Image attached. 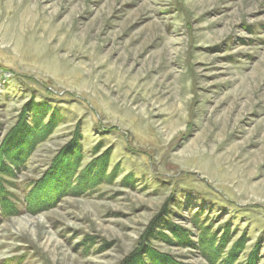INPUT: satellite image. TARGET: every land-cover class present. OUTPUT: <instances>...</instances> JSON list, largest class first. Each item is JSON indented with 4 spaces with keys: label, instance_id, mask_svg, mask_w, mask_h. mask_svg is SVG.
<instances>
[{
    "label": "rangeland",
    "instance_id": "1",
    "mask_svg": "<svg viewBox=\"0 0 264 264\" xmlns=\"http://www.w3.org/2000/svg\"><path fill=\"white\" fill-rule=\"evenodd\" d=\"M30 103L52 126L0 173V264H209L148 240L162 217L264 264V0H0V143Z\"/></svg>",
    "mask_w": 264,
    "mask_h": 264
},
{
    "label": "trees",
    "instance_id": "2",
    "mask_svg": "<svg viewBox=\"0 0 264 264\" xmlns=\"http://www.w3.org/2000/svg\"><path fill=\"white\" fill-rule=\"evenodd\" d=\"M26 109L29 115L27 114L20 115V117L23 120L24 119L26 120L24 122L17 123L15 129L8 135V137L4 141L0 143V173L2 172L3 174L8 176H12L13 171L15 170L18 171L19 168L23 165L26 157L41 141L42 138L41 136H44V130H45L44 128L46 126L49 127L52 126V123L48 121L44 128L41 127V124L44 121L47 112L49 111L46 108H44L43 105L39 107L30 103L27 105ZM53 116L50 118V120L53 118ZM31 117L33 123L29 125L28 120ZM73 150L74 151L78 150V148H76V146H73ZM60 156L55 158L54 164L52 163L56 167L53 168L54 169L53 172H55V170H57L58 168V166L56 165L59 162L58 160ZM75 156H71V160L67 159V161L65 162L66 163L65 166L63 164H61V167L59 166L61 168L60 170L61 173L58 176V178H61V181L59 182L62 183L63 180L66 179V182L69 187L71 186V182L73 181V177L75 176L74 174L75 170L76 168H78V165L81 161L79 159V156L78 157ZM55 162H57V164H55ZM97 167H99L98 164L96 165L95 168L97 169ZM95 168L93 170H89V172H87V174L84 175V178L82 180L81 178L83 176L80 179H77L78 176L75 177L77 181L74 183L75 188L73 190H81V191L88 190L90 188V180L101 179L103 168L100 167L101 168L100 170L98 168L97 172L94 171L96 170ZM41 181L42 180H40L38 183H40ZM61 183L58 184V188H60L59 190L62 191L63 187L61 186ZM75 194L78 195L81 193L79 192ZM49 198L50 197H44L41 199L33 198L31 207H42L41 210L39 209L40 212H42L45 210L44 208H46V204L49 202L48 200H51ZM8 206H6L5 203H3L1 207L4 210V208L6 209ZM194 223L196 225L198 224L196 219H194ZM196 228L197 230H199L200 234L198 235L196 241H194V239L192 241L190 235L187 236L189 233L188 230H187L188 232L186 231L184 233L183 230L177 228V226L174 225L169 219L162 217L156 222L155 228L152 229L153 232L150 233L148 240H152L153 237L154 239L160 240L166 244L176 245L178 247H184V248L198 249L201 255L209 262V264H235L237 258L239 257V254L243 252L248 242L246 234H242V236L239 237L237 241L232 243L230 248L226 251L227 247L229 246L233 238L232 234L230 233V223H226V226L222 228L219 227V229H221L222 231L220 233L221 234L220 236L209 233L213 228L212 224L206 226L204 224V226L202 227L198 225V227L196 226ZM158 230H161L160 233H158ZM165 232H167L168 235ZM224 253H226V255ZM142 257L145 258L146 261L149 259L155 260L154 257L153 258L151 257L148 249H146V252L144 250V253H142ZM258 260H259V255L257 253V249H255L249 254V258L246 264H257ZM151 263L153 264L152 261Z\"/></svg>",
    "mask_w": 264,
    "mask_h": 264
}]
</instances>
